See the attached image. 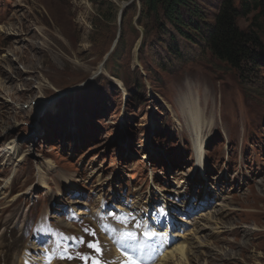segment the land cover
Returning <instances> with one entry per match:
<instances>
[{
  "label": "rangeland",
  "instance_id": "374dc122",
  "mask_svg": "<svg viewBox=\"0 0 264 264\" xmlns=\"http://www.w3.org/2000/svg\"><path fill=\"white\" fill-rule=\"evenodd\" d=\"M222 1L194 0L193 7L212 21ZM144 13L142 0H0V189L12 168L17 173V182L2 189L7 197L0 193V226L23 203L53 198L45 180L44 189L31 192L35 197L29 193L37 167L49 184L47 177L64 189L72 179L85 191L121 183L147 195L152 182L165 190L187 182L194 167L204 179L197 125L206 179L221 205L198 214L191 234L157 264H177L165 259L203 225L204 245L192 249V264H264V67L243 82L208 48L193 44L183 61L166 62L159 40L150 42L159 17ZM254 13L238 18L242 29L257 22ZM11 143L26 163L8 155ZM21 191L26 198L9 208ZM243 226L255 230L244 234Z\"/></svg>",
  "mask_w": 264,
  "mask_h": 264
},
{
  "label": "trees",
  "instance_id": "16d2710c",
  "mask_svg": "<svg viewBox=\"0 0 264 264\" xmlns=\"http://www.w3.org/2000/svg\"><path fill=\"white\" fill-rule=\"evenodd\" d=\"M142 5L147 18L151 15L159 17L157 35L150 42L159 40L166 62L183 61L186 50L191 48L188 45L193 44L208 48L215 58L236 70L243 82L264 67V40L259 34L261 27L257 24L260 20L264 24V0H223L212 21L204 19L200 11L193 7L194 0H142ZM252 12H256L253 20L257 22H253L248 29H242L238 18ZM160 68L166 69L164 65ZM147 70L150 74L151 71ZM134 81L136 86L141 85Z\"/></svg>",
  "mask_w": 264,
  "mask_h": 264
},
{
  "label": "bare ground",
  "instance_id": "6f19581e",
  "mask_svg": "<svg viewBox=\"0 0 264 264\" xmlns=\"http://www.w3.org/2000/svg\"><path fill=\"white\" fill-rule=\"evenodd\" d=\"M188 97L186 99V101L184 102V104H187L188 103ZM195 125V124H194ZM195 130H194V136H195V140H196V148H197V156L199 158V162H198V165L200 166V168L203 170L205 168V164L203 161V150H204V145H203V137L201 135V132L198 129L197 125H195ZM14 150L12 151V154H16L18 153V148L14 147L13 148ZM192 174H193V178L196 177L195 175V172L194 171H191ZM190 173V172H189ZM191 175H187V179H189V177L192 176ZM264 181V180H263ZM264 196V194H263ZM12 202L14 201L13 199L11 200ZM70 202H74V201H70ZM11 204V203H10ZM80 213H83L82 210H80ZM197 217H195V220L193 221L192 219L189 220V219H186V223L189 224V225H196L198 220H196ZM245 228L244 230V234H246V231L247 229H250L251 230H255V227H250V226H243ZM207 226L206 225H203L202 227L198 228V230L194 233V235L190 236V237H187V241L188 242H185V244L183 242L182 245L176 247V249H174L173 253H171L169 256H168V259L166 258L165 260H170V262H173V261H176L177 264H192L191 263V259H190V255L192 254L193 250L192 249H195V247H199V246H203L204 245V242H203V237H204V234L203 232H205L207 230ZM240 231V230H239ZM187 234V233H186ZM184 234V235H186ZM188 234H191L190 232ZM169 239L171 240L172 239V236L169 235ZM195 239V242L194 244H192L190 242V240H192V242L194 241ZM187 243V244H186ZM245 243V242H244ZM243 243V244H244ZM20 245V243L16 242V239L13 240V242L9 245V249H8V254L6 255L7 257H12L16 254V248ZM0 246H3L4 247V243L3 242H0ZM243 246V245H242ZM246 247V246H245ZM197 249V248H196ZM195 251V250H194ZM178 254V255H177ZM232 254V253H231ZM227 255V254H226ZM236 255V254H235ZM167 257V256H165ZM232 257V255H231ZM173 259V260H172ZM168 262V261H167ZM7 264H11V262L9 261Z\"/></svg>",
  "mask_w": 264,
  "mask_h": 264
},
{
  "label": "snow or ice",
  "instance_id": "6c2138e0",
  "mask_svg": "<svg viewBox=\"0 0 264 264\" xmlns=\"http://www.w3.org/2000/svg\"><path fill=\"white\" fill-rule=\"evenodd\" d=\"M126 216L127 214H125V218ZM137 226L141 227L142 225L138 224ZM143 227H145L146 229L144 235L147 239L150 240L158 236L157 233H154L150 229H148L146 225H143ZM85 232H89V229L86 228ZM90 234L92 236H95V231H91ZM121 240L132 242V243L121 244L123 254L127 257V259L125 261H122L121 264H148L150 257L145 252V249L149 248L150 245L146 244L143 241H139L137 234L135 232H124L121 236ZM79 243L81 244L85 243L83 238H80ZM87 246L89 248L94 249L97 253L102 254V249L99 246V241L88 242ZM61 258H65V257H61ZM66 258L72 259L73 257L67 256ZM82 259H85V261H87L89 257H82ZM92 264H103V262L93 259Z\"/></svg>",
  "mask_w": 264,
  "mask_h": 264
},
{
  "label": "water",
  "instance_id": "95a60500",
  "mask_svg": "<svg viewBox=\"0 0 264 264\" xmlns=\"http://www.w3.org/2000/svg\"><path fill=\"white\" fill-rule=\"evenodd\" d=\"M122 14H123V10H122V12H121V14H120V17H122ZM120 23H121V20H120Z\"/></svg>",
  "mask_w": 264,
  "mask_h": 264
}]
</instances>
